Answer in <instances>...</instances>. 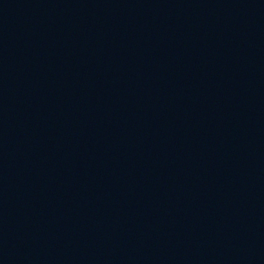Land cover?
<instances>
[{
  "label": "water",
  "instance_id": "obj_1",
  "mask_svg": "<svg viewBox=\"0 0 264 264\" xmlns=\"http://www.w3.org/2000/svg\"><path fill=\"white\" fill-rule=\"evenodd\" d=\"M0 264H264V0H0Z\"/></svg>",
  "mask_w": 264,
  "mask_h": 264
}]
</instances>
